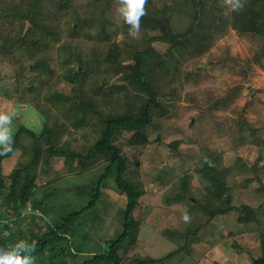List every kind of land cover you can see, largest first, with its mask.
<instances>
[{
  "label": "rangeland",
  "instance_id": "374dc122",
  "mask_svg": "<svg viewBox=\"0 0 264 264\" xmlns=\"http://www.w3.org/2000/svg\"><path fill=\"white\" fill-rule=\"evenodd\" d=\"M31 1L0 0V46L5 35L30 27L47 44L46 53L43 45L31 54L15 48L0 50V113L12 114V134L22 126L39 132L42 121L37 113L43 111L51 116L48 127L55 120L63 122L54 127L63 132L60 144L69 141L72 150L90 146L99 133L89 128L73 131L55 106L44 100L47 84L51 83L50 92L73 96L76 104L86 98L79 105L89 109L87 117L97 125L96 115L125 114L130 112L129 103L140 104L136 96L148 97L145 90L134 88H140L132 77L137 69L155 95L150 121L139 130L146 145L131 142L136 130H122L114 142L131 161L124 179L143 191L133 211L140 226L130 256L143 264L152 259L159 260L155 264H252L263 256L264 0H242L240 9L252 4L242 13L233 10L229 0L203 1L205 10L213 7L214 17L206 28L188 20L182 9L188 0H157L156 8L164 4L165 16L172 15L168 27L174 35L179 39L191 36L190 46L171 48L173 61L167 56L170 44L159 40L158 32L140 27L135 35L130 34L131 26L118 11L121 0H67L65 8L57 5L61 0H39L34 7ZM27 10H36L32 22L40 25L43 21L50 30L58 29L59 40H50L52 36L38 29L41 25L34 28ZM47 14L56 24L46 21ZM252 21L263 33L250 31ZM194 25L204 31L192 35ZM100 27H105L108 42L100 41ZM70 28L79 32L73 46L82 43L87 56L78 84L71 82L73 73L63 69L66 66L57 58L65 51L62 42ZM89 34L98 38L89 40ZM111 51L112 60L107 62L105 56ZM69 66L79 69L72 63ZM107 98L110 102H104ZM23 142L22 156L20 150L8 158L3 170L10 173L16 164L29 161L33 141ZM48 148L45 141L40 143L42 156ZM106 164L98 160L83 173L75 164L70 167L58 159L32 170L42 183L58 178L56 186L67 191L68 198L44 215L53 225L100 191L95 214L87 215V224L79 225L95 229L85 242L100 251L105 240L115 239L122 231L126 205L113 174L98 184ZM40 214L27 209L21 226L26 228L24 218L34 217L33 227L43 229ZM79 226L73 228L70 241L80 239L76 236Z\"/></svg>",
  "mask_w": 264,
  "mask_h": 264
},
{
  "label": "trees",
  "instance_id": "16d2710c",
  "mask_svg": "<svg viewBox=\"0 0 264 264\" xmlns=\"http://www.w3.org/2000/svg\"><path fill=\"white\" fill-rule=\"evenodd\" d=\"M38 1L39 0H32L30 2L31 6L34 7ZM61 1L62 2L60 3L57 2V5L65 8L64 5H66L65 3L67 0ZM203 1L207 2L209 0H188V4L182 9L188 17V20L192 18L195 22H201L200 24L202 28H206L207 22H211L214 16L210 13V11L213 10V7L205 10ZM160 2H164V0H159V3ZM107 3H109V1ZM156 6L157 0H148L146 2L144 5V15L140 17V27L144 30L149 28L151 31L158 32L162 37L160 39L157 37L155 40L159 39L164 43L170 44L167 56L173 61L175 58H173L171 48L177 49L187 45L190 46L192 43L190 40L191 36L184 39H179L175 36L172 29L168 27V22L171 19L169 16L172 15L169 14V16H165L166 6L164 4L161 9L159 6L157 9ZM246 6L249 8L252 4L249 3ZM246 6L239 9V11L241 13L242 11L245 12ZM199 8L200 11H198ZM35 11L36 10L26 11V16L29 17V21L33 27L38 28L41 25V27L38 28L39 30H44L48 33L47 35L52 36L50 40L58 41L60 37L59 32L57 31L58 29L50 30L43 21H41L40 25L35 21L32 22V14ZM52 15L54 16V14ZM46 21L51 25L56 24L55 21L50 20L49 14L46 15ZM250 25V31L257 33L262 32L259 24L255 21L250 22ZM201 26L198 28L199 25L196 27L194 25V32L191 34H200L201 30L203 32L204 29H201ZM207 27L209 28V25ZM261 27H264V25H261ZM195 30H197L196 33ZM69 31L67 39L62 42L65 51L61 54L59 53L60 55L58 54L59 56H57V58L60 59L62 65L66 66L63 69H67L70 73H73L71 82L78 84L83 79L84 73L82 72V69L87 60V56L86 52L84 53V51H82V43L78 46H73L74 44H72L73 41H77L75 38L79 32L72 28H70ZM97 33L100 41L108 42L106 40L105 27H100V30ZM98 37L97 35L95 37L91 36V34L88 35V39L93 41ZM2 40L5 41V43H1L0 50L4 52L15 48L17 50L22 49L24 52L31 54L34 53L32 52L34 48L36 49L39 45H43L41 50H44L46 53L47 44L42 43L40 35L35 33L31 27L30 29H26L25 32L20 30L19 34L12 36L5 35L2 37ZM96 44H99V42H96ZM94 47L95 45L93 44V48ZM112 57L113 53L111 51L107 57L105 56L106 59H104L108 60L107 62H111ZM71 63L75 64L79 69H72L69 66ZM31 66L32 65L30 64L29 67ZM64 76L65 74H63V77ZM132 77L136 80L135 84L140 87L138 88L134 85V88L140 91L145 90L148 93V97L142 99L141 97L136 96V99L140 100V104L135 102L129 103L130 112L125 114H118L115 116L107 115L106 117H99V114L96 115L97 125L93 124L91 120L88 119L87 114L89 109L82 108L83 106L79 105L80 102L86 103V98L85 100H81L79 104H76V99L73 98V96L63 95L57 91L50 92L48 90L50 88L48 85L51 83L47 84V91L43 96L44 100L50 105L55 106L61 117L66 119L67 124L73 128V131L80 128H89L93 133H99V136L89 144L90 146H83L81 149L72 150L68 148L69 141H64L61 144L58 142L63 132L55 130L54 127L58 128V123L60 122V125H63V122L58 118L59 120L54 121L53 127H48L47 122L51 118L50 114L43 111L38 112L36 108H33L41 117V130L37 132L27 126L20 127L14 134H12V150L8 152L0 151V247H7L21 240L26 241L31 245V250L26 253H21V255H30L33 257V264L142 263L138 259L132 258L130 253L138 242V229L140 226V222L133 219V211L138 205L143 191L140 190V186L137 185V183H130L124 179V174L128 171L131 161H129L128 157L122 153L120 146L114 145V142L116 135L122 130H136L135 134L130 139L131 142L137 146L146 143L145 137L139 133V130L144 128L150 121V110L155 103V95L150 89V86L145 83V80L138 73L137 69L133 71ZM64 78L69 77L67 75ZM110 100V98H107L104 102H110ZM36 107L38 109L41 108L39 106ZM131 109L134 112H131ZM70 136L71 135H69V137ZM27 138L33 141L29 161L24 165L21 163L16 164L10 173L3 170V163H5L8 158H12V156L20 150L22 156L23 151L25 150V144L23 141H26ZM42 141H45L49 146L46 150L47 152H45L43 156L41 155L40 150V143ZM58 159L63 160L70 167L75 164V168L82 170L83 173L89 171V168H93L98 160L107 162L98 180V184L99 182L104 184L113 174L117 193L125 196L126 205L122 231L115 239L111 241L105 240L106 245L104 251L98 250L95 246L89 247L88 243L85 242V239L89 236L88 233H92L94 228L89 226L86 231L83 227L79 226L87 224V220H90L86 218L87 215H90L91 213L95 214L93 211L99 202V190L95 192L92 199L84 207L80 208L78 211L68 213L66 217L61 219V223L58 225H53L52 222H49L48 218L44 217L46 214L49 215V210L55 203L62 200L65 201L68 198V195L66 196L67 191L56 186L58 178L50 181L47 180L46 183H42V177L39 175L35 176L32 173V170L34 168L36 169L38 165L48 167L53 161ZM6 180L8 181L7 184ZM181 187L182 189L185 188L183 186ZM28 202L29 205H27ZM27 209L32 214L41 213L40 220L44 224L43 229L37 227V231L36 227H33L34 217L24 218V221H27L26 228L24 229L21 226L20 223L23 221V215ZM76 226L80 227V230L77 231L76 235L79 236L80 239L78 240L75 238L74 241H70V236L74 234L72 230ZM3 242H7V244L4 245ZM89 248L91 250H89ZM156 261L159 260L152 259L149 260L147 264H155L157 263ZM252 264H264V255L254 260Z\"/></svg>",
  "mask_w": 264,
  "mask_h": 264
},
{
  "label": "clouds",
  "instance_id": "9594fccd",
  "mask_svg": "<svg viewBox=\"0 0 264 264\" xmlns=\"http://www.w3.org/2000/svg\"><path fill=\"white\" fill-rule=\"evenodd\" d=\"M233 10L240 9L242 0H229ZM145 0H121L118 11L124 22L131 26V35H135L140 28V17L144 15ZM12 114L0 113V151H11L12 132L10 128ZM184 219H188L185 215ZM31 250L26 241H17L7 247H0V264H33V257L21 255Z\"/></svg>",
  "mask_w": 264,
  "mask_h": 264
}]
</instances>
